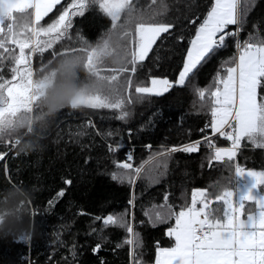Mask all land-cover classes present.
<instances>
[{
    "label": "trees",
    "instance_id": "obj_1",
    "mask_svg": "<svg viewBox=\"0 0 264 264\" xmlns=\"http://www.w3.org/2000/svg\"><path fill=\"white\" fill-rule=\"evenodd\" d=\"M69 2L61 0L63 5ZM212 3L157 0L153 5L152 0H138L145 12L159 13V22L172 27L161 34L137 68L134 84L149 86L156 77L175 84L194 28ZM58 9L59 5L41 23L55 19ZM237 13L239 41L264 40V0H238ZM233 27L227 30L232 32ZM111 29L110 17L98 7L89 8L73 18L71 40L57 44L54 50L85 44L95 47L108 38ZM112 40L116 43L117 37ZM235 55V37L227 38L226 46L202 62L185 85L174 86L161 96L134 99L126 108V119H118V111L69 105L55 115L34 120L31 131L21 128L6 135L5 143H0V264H153L157 245L170 247L174 242L166 235L174 221L150 220L148 214L154 208L167 203L178 211L190 202L194 189L216 194L217 185L229 181L234 188V168L229 170L223 162L210 166L209 148L159 154L215 135L210 128L203 129L211 118L210 106L207 95L202 101L198 90L214 88L222 66L230 65ZM49 60L52 50L35 56L34 72ZM3 75L10 79L8 67ZM86 76L84 71L79 73L85 82ZM26 143L39 147L22 151L20 146ZM214 143L228 147L230 142L221 137ZM125 162L141 169L139 175L133 173L131 182L124 175L126 170L117 167ZM235 162L246 169L264 170V148L242 141ZM61 191L63 196L58 195ZM109 215L127 219L138 246L124 243L132 238L124 228L96 219ZM23 235L28 236L26 241L20 240Z\"/></svg>",
    "mask_w": 264,
    "mask_h": 264
},
{
    "label": "snow or ice",
    "instance_id": "obj_2",
    "mask_svg": "<svg viewBox=\"0 0 264 264\" xmlns=\"http://www.w3.org/2000/svg\"><path fill=\"white\" fill-rule=\"evenodd\" d=\"M156 3L152 0L153 5ZM58 5V16L50 23H41ZM92 7L111 18L108 38L95 47L85 44L55 51L54 46L71 40L73 18L83 16ZM237 9L238 0H214L194 28L175 84L167 78H152L150 86H145L134 84L133 77L157 39L168 33L172 25L159 22V13L145 12L138 0H70L66 5L61 0H0V143H5L6 135L25 126L31 131L34 120L47 115L40 101L43 90L57 74L53 61L62 59L64 67L82 68L86 80L95 81L91 91L72 101V109H109L118 111L117 118L123 120L134 99L161 96L174 86L185 85L202 62L226 46L227 38L237 36L238 32L227 30L239 22ZM113 36L117 37L116 43ZM236 48L231 64L225 62L228 66H222V74H217L214 88L200 89L198 95L202 101L207 95L211 118L205 129L210 128L215 134L203 138L211 150L210 166L212 162H223L229 170L234 168L237 183L235 188L230 186L231 181L218 184L216 194L208 189H194L190 202L178 211L167 203L154 208L148 214L150 220L174 221L166 233L174 243L171 247L157 245L154 264H264V170L246 169L235 162L242 141L264 148V40L237 41ZM49 50L52 60L34 72V57H43ZM5 67L10 70V79L3 75ZM36 112L39 115H34ZM221 137L230 142V147L214 143ZM200 146L201 141H196L159 155L197 152ZM117 167L126 170L124 175L130 182L133 173H141L129 162ZM113 178L118 177L113 174ZM58 195L63 196V191ZM96 219L124 228L132 236L124 243L138 246L134 228L124 216Z\"/></svg>",
    "mask_w": 264,
    "mask_h": 264
},
{
    "label": "clouds",
    "instance_id": "obj_3",
    "mask_svg": "<svg viewBox=\"0 0 264 264\" xmlns=\"http://www.w3.org/2000/svg\"><path fill=\"white\" fill-rule=\"evenodd\" d=\"M70 59V58H64ZM52 67L56 70L54 81L46 86L41 97V104L47 115H55V113L65 106H71L72 101L79 95L91 91L94 80H81L79 73L82 68H68L63 66V60L57 59ZM39 79V78H38ZM54 101V103H53ZM34 123V122H33ZM33 125V124H32ZM24 128H27L25 126ZM28 129V128H27ZM21 150H35L39 147L36 143H26L20 146Z\"/></svg>",
    "mask_w": 264,
    "mask_h": 264
},
{
    "label": "built area",
    "instance_id": "obj_4",
    "mask_svg": "<svg viewBox=\"0 0 264 264\" xmlns=\"http://www.w3.org/2000/svg\"><path fill=\"white\" fill-rule=\"evenodd\" d=\"M232 32H238V35L235 36V48H236V42L239 41V35H240V32H241V29H240V27H239V24L234 25ZM236 54H237V48H236ZM206 124H207V123H205V124L203 125V129H204V130H206V129H205V125H206ZM206 136H209V135H206ZM203 138H204V136H202V137H200V138H198V139H196V140H194V141H191L189 144L194 143V142H196V141H201V146H200V148H208L207 145L203 143ZM14 145H15V143H14ZM228 147H230V143H229ZM170 149H172V148L170 147L169 150H170ZM27 239H28V236H27V235H23V236L20 238V240H22V241H26Z\"/></svg>",
    "mask_w": 264,
    "mask_h": 264
},
{
    "label": "rangeland",
    "instance_id": "obj_5",
    "mask_svg": "<svg viewBox=\"0 0 264 264\" xmlns=\"http://www.w3.org/2000/svg\"><path fill=\"white\" fill-rule=\"evenodd\" d=\"M178 77H179V74H178ZM178 77H177V79H178ZM156 78H158V77H156ZM160 79H163V78H160ZM150 86V85H149ZM254 170V169H253ZM257 171H259V170H257ZM236 183H237V181H236V178H235V175H234V186L236 185Z\"/></svg>",
    "mask_w": 264,
    "mask_h": 264
},
{
    "label": "crops",
    "instance_id": "obj_6",
    "mask_svg": "<svg viewBox=\"0 0 264 264\" xmlns=\"http://www.w3.org/2000/svg\"><path fill=\"white\" fill-rule=\"evenodd\" d=\"M213 3H214V0H213ZM189 46H190V44H189ZM185 58H186V54H185ZM184 58V59H185ZM183 68V67H182ZM182 70V69H181ZM234 188H235V186H234ZM174 243V242H173ZM171 247V246H170ZM154 262H155V259H154ZM154 262H153V264H154Z\"/></svg>",
    "mask_w": 264,
    "mask_h": 264
}]
</instances>
